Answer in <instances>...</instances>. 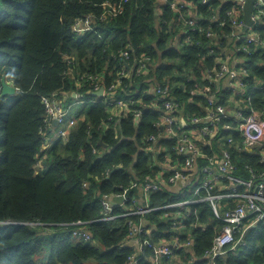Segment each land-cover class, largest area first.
<instances>
[{"label":"trees","instance_id":"1","mask_svg":"<svg viewBox=\"0 0 264 264\" xmlns=\"http://www.w3.org/2000/svg\"><path fill=\"white\" fill-rule=\"evenodd\" d=\"M105 1L119 0H0V85L4 76L17 89L0 94V264H38L36 258L45 249L48 259L41 264H125L133 250L125 244L129 219L142 221L153 242L172 234L185 240L190 233L191 250L188 245L174 248L173 256L179 260H166V264H200L217 231L214 225L222 224L209 200L202 198L205 193L188 205L192 220L209 223L204 230L174 231L165 215L169 210L162 208L143 215L95 219L102 216L104 194L125 192L128 198L138 199L146 179L168 177L188 156L178 151L180 136L154 124L163 114L155 86H168L169 95L179 102L174 115L183 117L187 136L189 129L201 127V123L193 125V117H203L218 104L230 110L238 102L245 114L251 108L264 112V87L252 89L258 81L264 86V47L250 44L241 50L247 88L235 93L205 79L206 70L217 69L218 57L225 55L231 32L227 11L234 0H187L195 7L196 30L178 22V13L170 6L174 0H127L120 14L97 21L95 31L73 29L77 19L100 14ZM254 27L264 37V16ZM206 31L211 35L206 36ZM122 50L129 51L128 58ZM144 57H148L147 70L137 74ZM88 75H96L106 97L92 94L93 80ZM110 84L115 86L109 89ZM53 92L71 105L75 124L65 138L54 137L43 148L49 126L41 97ZM108 97L126 98L129 103L117 107L113 115L105 104ZM136 110L141 112L139 117L134 115ZM227 122L221 119L214 135L193 141L203 154L196 160L198 167L208 164L209 158L218 160L227 149L236 174L262 180V151L246 150L236 123L227 130ZM150 135L154 139L147 140ZM222 183L227 188L228 183ZM176 200L178 196L161 182L143 204L159 207ZM234 205L232 198L222 197L218 210ZM122 211V206L114 207V213ZM77 221L86 223L98 245L73 240L70 224ZM250 227L238 247L218 258L219 264H264V225ZM240 236L238 232L235 238ZM140 264L150 263L143 259Z\"/></svg>","mask_w":264,"mask_h":264},{"label":"built area","instance_id":"2","mask_svg":"<svg viewBox=\"0 0 264 264\" xmlns=\"http://www.w3.org/2000/svg\"><path fill=\"white\" fill-rule=\"evenodd\" d=\"M127 0H119L117 2L105 1L102 3L103 10L98 15L88 14L84 17L77 19L74 22L73 29L77 31L94 30L93 25L97 21L105 20L108 15L115 17L123 11V4ZM161 2H165L161 0ZM202 3H206L207 0H201ZM235 4L227 11L231 32L227 34V38L233 43L236 55L242 58V61H234V63L228 64L231 57L228 52L224 51V56L218 57L219 66L217 69H208L205 73V79L214 84L223 79L224 76H228L230 81V90L235 93L244 92L247 85L243 82L244 76L248 75V70L245 64V57L241 56V50L247 48L250 44H258L264 47V37L255 29V25L259 23L260 18L264 16V0H254L253 10L251 18L254 21L251 25H246L243 19V7L246 0H234ZM177 13V20L181 23H187L191 26V30L195 28V7L191 2L187 0H174L170 5ZM186 10L184 13L183 10ZM214 19H218L215 15ZM241 31L240 34L235 35L233 31ZM95 31V30H94ZM206 36L211 35V31L205 32ZM188 39L185 38V41ZM240 41L239 44L237 42ZM243 43V45H242ZM229 46V44H228ZM227 46V47H228ZM226 47V48H227ZM225 48V49H226ZM224 49V50H225ZM121 55L128 58L129 51L122 50ZM148 57H144L140 60L137 74L145 72L148 66ZM123 73V72H122ZM129 72L127 71L125 76ZM93 80L94 91H97L103 86H99L96 75H88ZM122 79V78H121ZM121 79L117 81V85L121 82ZM115 84H110L109 89H112ZM264 87L260 85L258 81L252 85L253 88ZM93 91V92H94ZM154 92L162 97V117L159 121L155 122V125H161L164 127L165 132L172 136H180V144L178 145V151L186 153L188 156L185 158L181 167H174V172L166 178L161 176L158 180L150 178L146 179L144 184L141 185L139 191L142 193V197H130L128 198L126 193H118L117 196H123V200L119 203H110L108 194H104L100 198V204L102 207V216L95 220H109L116 216H130V215H143L144 213L157 210L166 209L169 210L165 213L168 220H171V226L174 231H189L192 228L207 229L209 223H200L192 220L191 209L189 204L198 202L202 193H205L204 199L209 200L210 206L218 220L222 222L221 225H214V230H217L213 236L212 243L207 248L201 259L203 261L200 264H219L218 258L222 257L229 249H234L238 239L235 238L238 232L243 231L255 224L264 225V178L262 180L245 178L235 173L236 165L232 162L230 152L227 149L222 151L221 158L216 160L215 158H209L208 164L198 167L197 158L203 156L199 146L191 141L187 134L183 131V125L177 120L174 112L179 110L180 104L169 95L168 86H162L157 84ZM76 95L80 96V94ZM106 97V90L103 87L101 96ZM212 97L208 96V101L211 102ZM248 105L250 104V94L247 95ZM41 102L44 107V122L46 127L49 126L50 131H55V137L65 138L68 133V129L75 124L74 115L71 114V105L66 106L65 100L57 93H51L43 95ZM129 100L126 98L108 97L105 98V104L111 114H115L117 107L126 108ZM140 111H134L136 117L140 116ZM110 119V117H109ZM221 119L228 120L224 124V128L231 129L232 123H236L235 127L239 130L243 137V144L246 150L253 148H259L262 151V161L264 162V112L258 109L251 108L248 114L239 108L236 111L228 110L225 106L218 104L215 109H211L203 117H193L192 122L201 123L200 132L202 135L207 136L214 134L217 123ZM53 120L56 121L53 124ZM42 128L40 129V131ZM48 134L45 135V144L43 148H46L49 142ZM154 139V135H150L147 140ZM230 141L231 139L228 138ZM152 142V141H148ZM38 166V164L36 165ZM193 179V183L182 190L178 196V200L167 203L159 207H150L148 204L144 205L143 202L147 201L149 192L156 191L161 188V182L164 185L173 183L177 180ZM226 181L228 183L227 191L223 195L218 193L212 194L211 190H214L215 182ZM86 182H83V186ZM133 187L137 186V182H133ZM131 185V186H132ZM222 197H229L235 201V205L231 208L225 209L219 212V200ZM130 200L132 204L126 206L125 202ZM122 206L123 211L119 214L114 213V207ZM71 236L74 239L84 242H95L92 235L84 221H77L70 224ZM127 237L125 244L132 246L133 250L127 257L125 264H140V261L146 259L150 264H166V260H174L173 256L174 248H181L188 245L191 250L193 241L190 239V233L187 239L182 240L176 234H172L168 239L161 238L157 242H153L146 234L149 229L143 225L142 221L134 222L132 219L127 221ZM150 248V252L147 253V249ZM196 259V258H194Z\"/></svg>","mask_w":264,"mask_h":264},{"label":"crops","instance_id":"3","mask_svg":"<svg viewBox=\"0 0 264 264\" xmlns=\"http://www.w3.org/2000/svg\"><path fill=\"white\" fill-rule=\"evenodd\" d=\"M218 16V15H217ZM241 31H238V30H235L233 31V34L235 35H238L240 34ZM227 41H228V44L229 46L224 50L225 52H228V54H230V58H229V61L227 62L228 64H233L234 61H242V58L238 55H236V51H235V48L233 47V43L231 41V39L229 40L227 38ZM230 81L231 79L228 77V76H224L223 79H221L219 81V83L226 87L227 89L230 88ZM232 91V90H231ZM234 92V91H233ZM74 97H77V95H73ZM79 96V95H78ZM74 104H72L73 106ZM71 107V106H70ZM240 108V106L238 105V102H234V105L230 108L231 111H236ZM177 118L179 119V122L185 127L187 126L186 123H184V120L182 119L183 117L180 118L179 115H177ZM198 125L200 123H194L193 122V125ZM50 129L52 128H49V132L48 133H51V134H48V139H49V142L47 141L48 145L50 144V142L53 140V138L55 137V135H52V132H55V131H50ZM200 128L197 127L196 129H189L188 130V136H189V139L191 141H203L204 138V135L201 134ZM216 130V129H215ZM51 135V136H50ZM214 135V134H213ZM53 136V137H52ZM51 138V139H50ZM47 145V146H48ZM193 183V179H188V180H177L173 183H168L166 184V188H168L169 191H171L173 194L175 195H179V193L184 190L187 186L191 185ZM214 189H216L218 191V195H223L225 194L224 192L227 190V188L223 185V183L221 181H217L215 182V187ZM140 197H142V193L140 192ZM74 241H76L75 239H73ZM39 258H36V261L38 264H41L42 262H38ZM179 260V257L177 256L176 259H175V262H178ZM45 263V262H44Z\"/></svg>","mask_w":264,"mask_h":264},{"label":"water","instance_id":"4","mask_svg":"<svg viewBox=\"0 0 264 264\" xmlns=\"http://www.w3.org/2000/svg\"><path fill=\"white\" fill-rule=\"evenodd\" d=\"M253 2H254V0H246L244 7H243V19H244L245 24L247 26L251 25L254 22L251 18V13L253 10ZM156 13H157V11L155 10V14ZM160 63H161V59L158 60L157 66L160 65ZM0 89H1V91H0L1 95L6 94V93L13 94L17 90L13 84L6 81L4 76L1 77ZM102 92H103V87H101L97 91L92 92V94L96 95V96H101ZM75 94H76L75 92H72V95H75ZM55 123H56V121L53 120V124H55ZM35 169L38 170L39 166H35ZM122 200H123V196H117V195L110 196V198H109L110 203H113V204L119 203ZM250 228L251 227H248L243 231V233L241 234V236L239 237L238 241L235 244V248L238 247L244 241L245 234L248 232V230Z\"/></svg>","mask_w":264,"mask_h":264},{"label":"rangeland","instance_id":"5","mask_svg":"<svg viewBox=\"0 0 264 264\" xmlns=\"http://www.w3.org/2000/svg\"><path fill=\"white\" fill-rule=\"evenodd\" d=\"M216 15V14H215ZM48 134H51V133H48ZM52 135H55V132H52ZM51 136V135H50ZM53 137V136H52ZM51 139V138H50ZM92 244L94 245H98L97 242H93ZM37 258H39L38 262H46L47 259H48V249H45L42 253H40Z\"/></svg>","mask_w":264,"mask_h":264}]
</instances>
